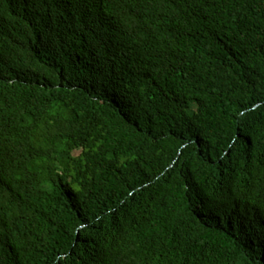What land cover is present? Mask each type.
<instances>
[{
  "label": "trees",
  "instance_id": "16d2710c",
  "mask_svg": "<svg viewBox=\"0 0 264 264\" xmlns=\"http://www.w3.org/2000/svg\"><path fill=\"white\" fill-rule=\"evenodd\" d=\"M0 264H264V0H0Z\"/></svg>",
  "mask_w": 264,
  "mask_h": 264
}]
</instances>
